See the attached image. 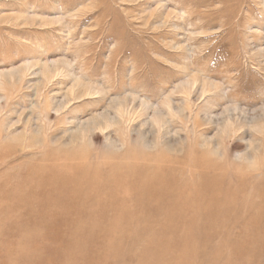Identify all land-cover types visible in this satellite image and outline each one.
<instances>
[{"label": "rangeland", "instance_id": "obj_1", "mask_svg": "<svg viewBox=\"0 0 264 264\" xmlns=\"http://www.w3.org/2000/svg\"><path fill=\"white\" fill-rule=\"evenodd\" d=\"M0 147V264H264V0H0ZM65 164L129 168L136 192L206 170L242 204L73 216L21 196Z\"/></svg>", "mask_w": 264, "mask_h": 264}, {"label": "bare ground", "instance_id": "obj_2", "mask_svg": "<svg viewBox=\"0 0 264 264\" xmlns=\"http://www.w3.org/2000/svg\"><path fill=\"white\" fill-rule=\"evenodd\" d=\"M46 68L47 67H45V69ZM192 83H194L195 85L196 82H192ZM74 84L71 87L72 88L74 87V89H76L77 86L75 85L76 86L75 88ZM82 90L84 91L85 87ZM84 94L82 96H84ZM82 96H80V98ZM116 103L119 104V101ZM122 104L123 103H121V105L119 104L121 106L120 107L121 110H123ZM139 104L141 105L142 103H139ZM61 105L63 104L61 103ZM169 105H170V102H169ZM168 108L169 107H167L166 109ZM127 110H128V107H127ZM178 112L180 111L178 110ZM240 114L242 113L240 112ZM156 116H154V120ZM99 117L101 118V116ZM105 117L106 116L104 115V118ZM95 121H98V119H96ZM228 121H231V120H227V122ZM97 123H100V121ZM0 148L1 150L4 149V147H0ZM66 158L72 159V156H66ZM65 165L66 167L64 170L54 169L56 172L55 171L53 172L40 171L41 168H37L33 172H30L27 179L23 181L24 188L21 192H23L24 194H22L21 196H31L35 198V199H32L34 200L33 205H42V206L48 205L54 208H57L60 206V199H66V198L71 199L70 202H73V207L68 212V214H73V216L79 215L80 213L92 214L93 212L108 213L111 211H120V210L126 211L130 209L135 210L136 207L133 206V203H135L136 205H140L139 203L143 200L147 201V203H150V202L153 203L154 202L153 198L156 199V197H158L157 199L158 201L156 202V205L158 204L161 205L162 206L161 209L163 210V212L164 211L165 212H174V211L177 212L178 210H181L182 208L185 207V208L193 209L194 211H198L200 213L203 212L204 214L208 215L209 213H216V211H218V209L220 208H224V207H227V208L236 207L237 208L242 204L241 202V204L239 205L238 199H234L233 197H231L235 193H237L238 190H235L228 185H225L224 187H219L216 181L221 182V180H219L218 178H213L212 176L208 174L206 170H202L201 172H199L200 175L198 176V179H195V178L193 179V180H196V183H193L194 186H190L187 184L186 186H183L180 189H178L179 191L176 190L172 192L170 191L171 189H170V186H168V182H167L170 174L164 177L162 174L163 170L155 169L151 171L150 173H148L145 178L143 179L141 178L142 184L140 185V187H137L138 192H136L135 190L136 186L133 188V186H131V182L126 179V176H127L126 174H129L131 172L129 168L119 167V172H117L118 170H116L115 172H112L111 175H100L96 173L97 172L96 170L94 171L87 170L83 168L81 165L79 166H72L68 164H65ZM116 167H118V165ZM68 174H70L71 177H68ZM141 174L142 173H140V175ZM19 182L20 181H18L16 186L11 189L2 190V193L3 194H8V193L17 194ZM161 186L162 187L166 186L169 189V192H170L169 196L165 194L162 195ZM71 187L72 188L75 187V189H73L72 195H69L67 193V196H66L64 194V190H66L67 188L69 189ZM157 190L159 194L153 196L152 194L156 192ZM189 192H191L193 196L188 199V197L185 195L189 194ZM258 192L262 194V196H264V190H260ZM14 194H8L2 197L7 198L8 196H11ZM224 194L228 196L222 197ZM170 198L173 204L169 202ZM178 200L180 201L177 202ZM175 202H177V204H174ZM128 204L131 205L132 207H130ZM254 207H256V205H254ZM263 208H264V203L261 207H258L256 209L261 211ZM260 217H264V209L260 212V214L256 215L255 219L252 220L255 223V225H259V226L261 225V222H259V220L256 219Z\"/></svg>", "mask_w": 264, "mask_h": 264}, {"label": "clouds", "instance_id": "obj_3", "mask_svg": "<svg viewBox=\"0 0 264 264\" xmlns=\"http://www.w3.org/2000/svg\"><path fill=\"white\" fill-rule=\"evenodd\" d=\"M234 159H236L238 162H249V161H242L241 160V154L240 153H236L234 154Z\"/></svg>", "mask_w": 264, "mask_h": 264}]
</instances>
